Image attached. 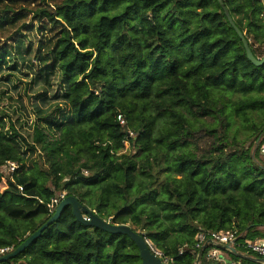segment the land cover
Returning a JSON list of instances; mask_svg holds the SVG:
<instances>
[{"label": "trees", "instance_id": "obj_1", "mask_svg": "<svg viewBox=\"0 0 264 264\" xmlns=\"http://www.w3.org/2000/svg\"><path fill=\"white\" fill-rule=\"evenodd\" d=\"M7 1L0 0V12ZM224 3L259 57L254 44H264L263 0ZM44 12L64 25L42 40L38 70L33 48L19 39L15 60L11 51H2L0 71L13 68L30 78L24 93H18L22 107L24 94L30 98L34 93L32 104L39 114L49 110L46 104L53 98L64 107L48 114L46 126L35 124L34 141L41 144L46 168L27 163L18 139L0 128V182L6 163L17 164L0 190V248L17 247L54 214L63 200L51 207L57 190L81 201L71 186L76 178L91 181L117 170L123 189L129 186L137 163L123 152L124 141L128 130L139 136L150 124L146 103L135 101L145 97L170 117L159 141L171 148L192 145L189 154L177 159V166L192 164L195 171L201 169L199 186L188 182L187 201L197 197V203L202 202L216 171L233 157L249 174L240 190L212 200L209 218L196 232L236 230L238 241L264 238V160H256L261 156L256 140L264 136V63L257 66L247 57L219 1L61 0ZM26 18V13L0 18V32L18 28ZM230 114L256 132L248 147L229 135ZM258 118L261 121H255ZM72 126H78L91 149L90 159L82 161L64 148ZM229 174L234 184L239 182L234 172ZM126 213L127 209L118 210L110 221L120 223ZM187 244L182 254L181 246L162 251L173 264H196L193 244ZM213 247L211 242L206 244L199 264H261L230 252L224 260L211 257ZM21 260L26 264H142L139 249L128 235L81 223L70 205L24 251L0 264H22Z\"/></svg>", "mask_w": 264, "mask_h": 264}, {"label": "rangeland", "instance_id": "obj_2", "mask_svg": "<svg viewBox=\"0 0 264 264\" xmlns=\"http://www.w3.org/2000/svg\"><path fill=\"white\" fill-rule=\"evenodd\" d=\"M60 2L61 0L7 1L5 10L0 12L1 19L17 13H26L27 18L18 28L7 27L0 32V56L2 51L8 50L11 51V59L15 60L13 59L16 53L15 43L23 39L26 47L33 48L35 52L34 68L38 70L42 40L50 31L58 32L64 25L62 20L46 15L44 10ZM262 16L264 18V9ZM254 46L259 57H262L264 44L255 43ZM14 63L16 62H10L11 65ZM29 81L30 78L20 70L6 67L0 71V128L18 139L27 163L38 162L41 167L46 168L41 144L34 141L35 124L46 126L48 114L58 113V109L64 105L60 100L53 98V102L46 104L49 110L39 114L32 104L36 95L34 93L30 98L24 94L25 107H22L18 93H24L26 83ZM135 101L138 105L146 103L145 115L150 124L139 136L128 130L132 133L123 152L132 156L137 163L129 186L123 189V180L117 170L106 172L91 181H86L82 177L76 178L71 186L77 190L83 204L106 220L110 221L116 211L127 209L128 213L119 219L121 224H127L142 233L155 248L170 251L175 247L193 243L197 233L195 229L209 218L212 200L225 197L230 190H240L249 174L243 171L241 161L233 157L228 166L216 171L209 190L203 191L198 188V192L203 191L204 194L202 202L197 203V197L187 201L188 182H195L194 185L199 186L197 178L201 169L195 171L192 164L185 167L177 166V159L181 155L189 154L192 145L187 143L171 148L164 141H159L160 135L170 125L169 115L159 111L152 103L151 97ZM260 119L255 121L259 122ZM228 120L229 135L236 136L245 147H248L251 140L257 136L251 124L246 125L231 114ZM64 148L77 153L82 161L91 157V149L81 137L78 126L71 127ZM251 152L256 153L255 143L251 146ZM256 160L258 162L264 160V155L257 156ZM3 171L5 176L0 182V190L7 185V175L13 172L12 164L6 163ZM230 171L234 172L236 179L239 180L237 185L230 177ZM84 175L88 177L87 173ZM63 192L57 190L56 194ZM220 250L222 255H230V251L221 248ZM20 263L26 264V261L21 260Z\"/></svg>", "mask_w": 264, "mask_h": 264}, {"label": "water", "instance_id": "obj_3", "mask_svg": "<svg viewBox=\"0 0 264 264\" xmlns=\"http://www.w3.org/2000/svg\"><path fill=\"white\" fill-rule=\"evenodd\" d=\"M220 5L223 7L228 20L232 24V26L235 28L236 32L240 36L245 50L247 57L257 66L264 63V56L263 57H256L251 49L250 41L248 40L246 34L240 30V28L235 24L232 16L230 15V12L228 8L225 6L224 0H218ZM259 141V139H258ZM70 205L72 207L73 213L75 214L76 218L86 225L100 227L108 232L111 233H123L128 235L137 245L139 249V254L142 260V264H172L171 262H165L163 261L159 256H157L153 251L151 250V247L146 239L142 234L132 229L127 224H121V223H113L109 220H106L102 218L100 215H98L95 211L91 210L88 206L83 204L78 197L74 195H67L56 207V210L54 214L44 223L42 224L36 231L31 233L21 244H19L17 247L13 248L11 251H9L6 254L0 255V262L7 261L13 259L15 256L20 254L22 251H24L31 243L35 241L38 236L47 228L49 224L54 222L62 213V210L65 206ZM87 214L90 218L87 219L84 215ZM213 243L212 241H210ZM216 246L218 248L228 250L231 254L241 257L250 259L256 262H259L261 264H264V257L259 256H252L246 252L238 250L236 247H234L231 244H223V243H217ZM206 244L203 245L197 254L196 258V264H199L202 256V252L205 249ZM228 262H231V260H227Z\"/></svg>", "mask_w": 264, "mask_h": 264}, {"label": "built area", "instance_id": "obj_4", "mask_svg": "<svg viewBox=\"0 0 264 264\" xmlns=\"http://www.w3.org/2000/svg\"><path fill=\"white\" fill-rule=\"evenodd\" d=\"M118 119L120 120L121 123H125L124 118L121 115H118ZM131 131L128 132L127 138L124 141V145H127L128 138L131 136ZM257 148L260 153V155H264V136L259 139L257 143ZM12 164V170H15V163L14 162H8ZM66 197V193H61L59 195H56L50 203L51 207H55L61 199H64ZM87 219L90 217L85 214L84 215ZM240 235L237 233L236 230H215V231H205L200 229L195 236V239L193 241L192 245V250L191 252L197 256V252L195 249H200L203 245L209 243L210 241L213 242L215 247H213L210 251V256L217 258V259H225L224 256L222 255V251L220 248L216 246L217 243H223V244H231L234 247L242 248L248 251H251L260 257H264V238H258V239H250V238H244L243 240L238 241V238ZM147 239V238H146ZM151 250L153 253H155L157 256H159L163 261L165 262H172V259L166 255H164V252L158 248H155L150 241L147 239ZM188 244H185L181 247H179V253L182 254L187 250ZM13 248L12 247H4L0 248V255L6 254L7 252L11 251ZM239 250V249H238ZM241 251V250H240Z\"/></svg>", "mask_w": 264, "mask_h": 264}]
</instances>
